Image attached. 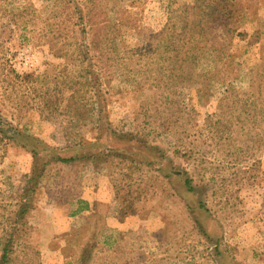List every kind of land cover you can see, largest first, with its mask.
Instances as JSON below:
<instances>
[{
    "label": "rangeland",
    "instance_id": "374dc122",
    "mask_svg": "<svg viewBox=\"0 0 264 264\" xmlns=\"http://www.w3.org/2000/svg\"><path fill=\"white\" fill-rule=\"evenodd\" d=\"M211 2L0 0L14 264H264V0Z\"/></svg>",
    "mask_w": 264,
    "mask_h": 264
},
{
    "label": "trees",
    "instance_id": "16d2710c",
    "mask_svg": "<svg viewBox=\"0 0 264 264\" xmlns=\"http://www.w3.org/2000/svg\"><path fill=\"white\" fill-rule=\"evenodd\" d=\"M226 0H212L211 4L213 5L214 12L215 14H219L222 11L223 4L225 3ZM26 7L22 9L19 13L21 15L24 14L26 11ZM190 9L186 8L184 11V20L188 22V17H189V12ZM233 15V13H230ZM16 73V72H13ZM17 78H21L18 74H15ZM1 123V122H0ZM0 129H1V124H0ZM32 153L34 155V158L38 157V151L33 149ZM87 157L88 160L95 161L97 157L94 154H74L73 156L67 158V157H62V156H52L51 160H56L57 162H61L64 164H70L72 162H76L80 159H83ZM48 162L45 164H39V161L37 163L38 168L42 170V172L46 169V166ZM42 174H36L35 172L32 174V176L28 179V188L24 190V192L21 194L18 202V210L10 214L8 216L5 222L2 223L3 229H2V234H0V264H14L17 260H19L18 256V251H17V246L16 245L17 241L19 240V236H21V233H26V224L25 222H22L26 215L29 214L30 208L29 204L27 203V200L32 196L33 193L36 192L37 186H38V181L41 178ZM20 223V227L18 226ZM28 249V248H27Z\"/></svg>",
    "mask_w": 264,
    "mask_h": 264
}]
</instances>
